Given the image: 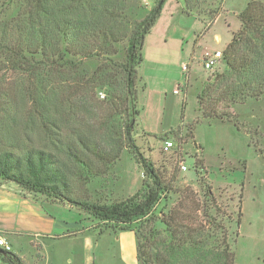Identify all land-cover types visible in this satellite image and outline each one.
Wrapping results in <instances>:
<instances>
[{"label": "rangeland", "instance_id": "374dc122", "mask_svg": "<svg viewBox=\"0 0 264 264\" xmlns=\"http://www.w3.org/2000/svg\"><path fill=\"white\" fill-rule=\"evenodd\" d=\"M157 1L125 0L130 23L124 24H128V32L133 22L145 18ZM203 1L202 10H218L220 16L217 15L214 21L207 16L208 11L200 15L189 13L184 0H166L160 17L147 33L144 60L139 67L144 87L139 89L137 109L142 112L133 136L144 156L173 187L159 204L158 213L170 212L182 196L179 190L185 188L192 190L202 202V182H205L212 186L218 205L225 212L223 218L232 235L236 263L264 264V95L246 103H221L219 110L231 115L225 120L204 118L198 101L203 85L218 67L223 66L221 59L214 70H207L202 64V56L206 51H224L228 47L233 33L241 29L237 14L250 0ZM17 14L18 8L12 0H0V18L10 21ZM125 28L123 26L127 30ZM126 46V41L115 45L117 54L112 56L115 62L124 59ZM191 59L193 63L186 74L182 66ZM100 66L107 67L110 74H117L110 61L104 63V59L96 57L85 61L80 72L93 81L94 72ZM65 79L59 84L63 94L71 85V77ZM28 85L25 72L0 65V153L21 154L30 147L54 151L59 159L57 165L68 182L67 188L62 190L77 200L111 204L143 188V166L129 147H125L121 157L108 166L105 162L94 161L95 170L71 162L58 149L60 147L53 145L50 137L57 134L71 138V129L63 127L60 133L56 128H44L40 115L45 112L51 116L52 106L48 104L43 109L38 102L34 104L26 94ZM37 85L35 82L34 86ZM92 87L93 84H89V100L98 114L81 127L99 140H107L111 134L119 137L116 132L121 131L126 114L118 110L122 107L121 102L117 105L111 97L123 94V91L110 84H101L94 90ZM178 88L180 92L176 93ZM100 92L105 93L104 98ZM105 118L109 120L108 127L103 126ZM167 140H173L177 146L166 151ZM182 164L186 165V170H182ZM105 167L107 170L101 171ZM22 190L50 201L56 200L53 196ZM58 208L68 210L62 205ZM76 208L83 213L80 220L88 227L93 264H140L133 230L114 229ZM240 214L241 221L236 224ZM159 227L163 228L162 224ZM36 252L30 244L25 246L30 264H72L68 261L71 250L66 241L44 240L41 254Z\"/></svg>", "mask_w": 264, "mask_h": 264}, {"label": "trees", "instance_id": "16d2710c", "mask_svg": "<svg viewBox=\"0 0 264 264\" xmlns=\"http://www.w3.org/2000/svg\"><path fill=\"white\" fill-rule=\"evenodd\" d=\"M12 1L18 8L17 16L10 21L0 18V65L25 72L29 98L43 109L48 104L52 106L51 116L45 112L40 115L45 129L56 128L60 133L63 127L71 129V138L50 135L53 145L60 147L71 162L94 170V161L108 166L129 147L143 166L145 177L143 188L121 201L102 204L77 200L62 190L68 182L57 165L55 152L30 147L21 154L0 153V178L31 193L53 196L55 202L68 201L114 229L133 230L140 264H237L232 235L223 218L225 212L218 205L212 186L202 182V202L189 188L179 190L182 196L172 210L158 213L159 204L173 187L144 156L133 136L142 112L137 109V102L139 89L144 87L139 67L144 60L145 37L160 17L166 0H158L145 18L133 22L129 32L128 24H124L130 23L125 0ZM184 3L189 13L200 15L208 11L206 14L213 21L218 15L217 9L202 10L203 0ZM237 15L241 29L233 33L223 51V66L213 72L198 94L202 116L207 119L230 118L229 112L219 110L223 102L246 103L264 95V2L250 0ZM122 41L127 43L125 57L115 62V45ZM95 57L104 59V63L110 61L119 77L101 66L95 70L93 81L82 75L81 66ZM68 76L71 85L63 94L59 84ZM89 84H93V90L110 84L123 91L111 97L117 105L121 102L118 110L126 114L121 131L116 132L119 137L111 134L107 140H99L81 127L98 114L89 100ZM105 119L103 126L108 127L109 120ZM106 170L107 167L101 169ZM241 217L242 214L236 224ZM0 257L9 264H26L22 257L2 248Z\"/></svg>", "mask_w": 264, "mask_h": 264}, {"label": "crops", "instance_id": "0c3cea01", "mask_svg": "<svg viewBox=\"0 0 264 264\" xmlns=\"http://www.w3.org/2000/svg\"><path fill=\"white\" fill-rule=\"evenodd\" d=\"M61 205L68 210H58ZM82 215L69 203L26 193L14 182H0V235L11 246L10 251L22 257L26 264L30 263L25 246L30 244L37 254H41L43 241L51 239L68 242L70 263L93 264L92 243L87 236L88 227L80 220ZM0 264L9 263L0 257Z\"/></svg>", "mask_w": 264, "mask_h": 264}, {"label": "built area", "instance_id": "2783aa9c", "mask_svg": "<svg viewBox=\"0 0 264 264\" xmlns=\"http://www.w3.org/2000/svg\"><path fill=\"white\" fill-rule=\"evenodd\" d=\"M223 58V51L222 50H216L214 52L211 51H206L204 53V55L202 56L201 60H202V64L205 67V69L207 70H214L221 62V59ZM191 63H193V60L191 59L190 62H185L183 63V70L186 72L188 69H190L191 67ZM176 93L180 92V88L175 90ZM100 95L102 98L105 97V93L100 92ZM177 146L176 142H174L173 140H167L165 142V150L168 151L172 148H175ZM182 170H186L187 167L185 164H182ZM0 247H2L4 250L10 251L11 250V246L7 243L5 237L0 235Z\"/></svg>", "mask_w": 264, "mask_h": 264}]
</instances>
